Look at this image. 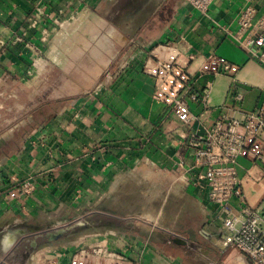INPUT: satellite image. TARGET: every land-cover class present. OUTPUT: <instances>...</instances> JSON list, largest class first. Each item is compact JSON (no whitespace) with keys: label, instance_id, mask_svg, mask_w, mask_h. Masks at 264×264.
Here are the masks:
<instances>
[{"label":"crops","instance_id":"1","mask_svg":"<svg viewBox=\"0 0 264 264\" xmlns=\"http://www.w3.org/2000/svg\"><path fill=\"white\" fill-rule=\"evenodd\" d=\"M117 2L0 0V193L35 184L20 204L0 196V264H69L96 251L120 255V264H243L220 245L223 220L241 216L239 200L219 211L175 163L192 165L190 135H205L222 115L254 112L264 96V68L235 39L244 0H215L204 15L166 0L136 25L130 9L107 17ZM251 5L264 18V0ZM165 44L179 50L192 90L208 91L203 103L186 98L187 125L153 98L142 72ZM210 54L238 66V110L227 98L230 76L198 73ZM33 122L12 151L7 142ZM237 174L244 205L264 210L262 165L239 158Z\"/></svg>","mask_w":264,"mask_h":264},{"label":"built area","instance_id":"2","mask_svg":"<svg viewBox=\"0 0 264 264\" xmlns=\"http://www.w3.org/2000/svg\"><path fill=\"white\" fill-rule=\"evenodd\" d=\"M204 15L215 0H178ZM36 16L40 12L36 11ZM255 10L251 0H244L238 15V31L235 39L249 55L264 68V18L255 20ZM260 47L259 51L254 49ZM25 48L35 53L26 43ZM179 50L173 45L157 46L146 58L142 72L153 80V98L170 110L174 118L187 125L191 117L186 98L193 102H204L208 91L198 95L192 90L191 77L184 65L178 62ZM191 58V56H190ZM238 66L227 59L210 54L200 64V75L225 74L231 77L228 101L236 110L243 100L237 92L234 76ZM29 74V72H28ZM29 76H31L29 74ZM264 96L254 112H247L242 118L222 115L203 136L190 135L187 144L193 151L190 167L182 158L175 163L181 172L180 179L204 191L206 201L219 211H228L233 198L239 200L241 216L231 215L222 222L220 245L224 249H234L246 258L243 264H264V210L244 205L241 181L237 174V160L244 158L257 162L264 168ZM35 191V184L28 178L1 191L0 196L8 203H21ZM101 257V261L97 259ZM123 258L115 254H100V251L80 252L69 259V264H120Z\"/></svg>","mask_w":264,"mask_h":264},{"label":"rangeland","instance_id":"3","mask_svg":"<svg viewBox=\"0 0 264 264\" xmlns=\"http://www.w3.org/2000/svg\"><path fill=\"white\" fill-rule=\"evenodd\" d=\"M117 1V0H116ZM119 2H117L118 4H116L112 9H108L107 11V17L113 19V21L115 19H121L123 16H125L126 12L128 11V9H130V11H128V13L130 14V19H133L135 21V25L141 21L142 19H144V13H146L145 15H147V11L148 8L152 9L151 7L153 6V4H155L156 2H160L159 4L164 3L166 0H151L150 1V5H148L146 7L145 10H137L138 7L136 6L137 0H118ZM131 21V20H130ZM131 25H133V23H130ZM83 64H87V60L84 59ZM244 82V84H248V86L250 85L248 82L246 81H242ZM251 86V85H250Z\"/></svg>","mask_w":264,"mask_h":264},{"label":"trees","instance_id":"4","mask_svg":"<svg viewBox=\"0 0 264 264\" xmlns=\"http://www.w3.org/2000/svg\"><path fill=\"white\" fill-rule=\"evenodd\" d=\"M41 112V111H40ZM45 112V110L43 111ZM49 116H52L54 115V113H56V110H53V107L50 106L49 107ZM38 124L33 122V123H30V124H27L23 127H21L18 131V133L14 134L13 137L11 138V140L9 142H7V146L10 145V149L12 151H14L18 146H19V143L21 141H23L33 130H35L37 128ZM6 155L5 152H2L1 153V156H4ZM7 157V156H5Z\"/></svg>","mask_w":264,"mask_h":264},{"label":"flooded vegetation","instance_id":"5","mask_svg":"<svg viewBox=\"0 0 264 264\" xmlns=\"http://www.w3.org/2000/svg\"><path fill=\"white\" fill-rule=\"evenodd\" d=\"M150 1L151 0H137V3H136V6L138 7L137 10H140V11L145 10L146 7L151 4ZM155 4H157V2Z\"/></svg>","mask_w":264,"mask_h":264}]
</instances>
